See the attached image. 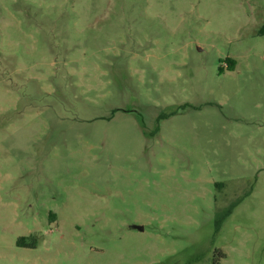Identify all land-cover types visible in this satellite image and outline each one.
Masks as SVG:
<instances>
[{"label":"rangeland","instance_id":"rangeland-1","mask_svg":"<svg viewBox=\"0 0 264 264\" xmlns=\"http://www.w3.org/2000/svg\"><path fill=\"white\" fill-rule=\"evenodd\" d=\"M263 27L264 0H0V264H264Z\"/></svg>","mask_w":264,"mask_h":264},{"label":"trees","instance_id":"trees-1","mask_svg":"<svg viewBox=\"0 0 264 264\" xmlns=\"http://www.w3.org/2000/svg\"><path fill=\"white\" fill-rule=\"evenodd\" d=\"M264 28V27H263ZM226 66L229 70H232L234 67V60L232 59H227L226 60ZM234 205L230 206L227 208L223 213L221 218L216 222V231L219 229V226L223 220L224 217L228 216L231 213V210L233 209ZM18 247H23V248H36L38 245V238L34 235L30 236H23L19 237L17 242H16Z\"/></svg>","mask_w":264,"mask_h":264},{"label":"water","instance_id":"water-1","mask_svg":"<svg viewBox=\"0 0 264 264\" xmlns=\"http://www.w3.org/2000/svg\"><path fill=\"white\" fill-rule=\"evenodd\" d=\"M134 228L138 231H143L144 227L143 226H134Z\"/></svg>","mask_w":264,"mask_h":264}]
</instances>
